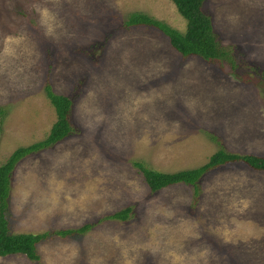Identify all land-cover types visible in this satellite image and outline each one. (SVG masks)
<instances>
[{
    "label": "rangeland",
    "instance_id": "374dc122",
    "mask_svg": "<svg viewBox=\"0 0 264 264\" xmlns=\"http://www.w3.org/2000/svg\"><path fill=\"white\" fill-rule=\"evenodd\" d=\"M202 7L233 64L124 26L139 10L183 30L172 0H0V163L55 120L46 83L70 97L72 126L15 163L9 230L51 234L38 259L7 254L0 264H264V171L227 162L195 193L183 182L152 191L133 165L194 167L221 146L264 154V0ZM127 205L125 219L102 218Z\"/></svg>",
    "mask_w": 264,
    "mask_h": 264
},
{
    "label": "trees",
    "instance_id": "16d2710c",
    "mask_svg": "<svg viewBox=\"0 0 264 264\" xmlns=\"http://www.w3.org/2000/svg\"><path fill=\"white\" fill-rule=\"evenodd\" d=\"M176 10L184 18L183 30L168 24L162 19L144 11H131L128 13L124 26L132 25L151 26L167 36L170 45L183 56H198L206 61L228 59L233 60L227 49L222 47L214 34L210 16L203 10L204 0H172ZM45 96L53 106L55 120L42 139L32 141L26 145L18 146L0 163V255L24 254L27 258L38 259L36 244L51 234V231L39 232H11L8 228L6 214L7 198L9 195L10 176L12 169L19 158L26 153L45 148L62 139L72 131L70 123L71 99L63 93L55 92L48 83L44 86ZM5 114V108L0 106V125ZM1 131V127H0ZM215 140L214 135H210ZM241 161L254 170L264 171V154L252 152H237L218 147L207 156V159L198 166L182 168L175 171L156 170L145 166L141 161L134 160L133 165L141 172L149 189L154 191L163 186L183 182L192 184L197 193V180L206 171L227 162ZM131 210L127 205L118 210L105 214L102 218L125 219ZM91 226L90 222L76 228L67 227L53 231L64 237L75 232H83Z\"/></svg>",
    "mask_w": 264,
    "mask_h": 264
}]
</instances>
